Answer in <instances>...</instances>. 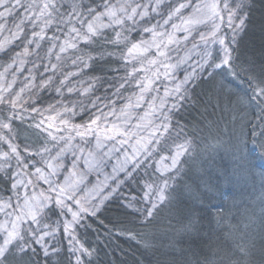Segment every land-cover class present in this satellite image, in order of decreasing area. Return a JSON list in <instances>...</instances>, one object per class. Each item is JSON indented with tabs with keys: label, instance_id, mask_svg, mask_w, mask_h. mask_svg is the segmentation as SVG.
I'll use <instances>...</instances> for the list:
<instances>
[{
	"label": "trees",
	"instance_id": "trees-1",
	"mask_svg": "<svg viewBox=\"0 0 264 264\" xmlns=\"http://www.w3.org/2000/svg\"><path fill=\"white\" fill-rule=\"evenodd\" d=\"M23 2L27 5L33 0ZM74 3L95 7L102 5L103 0H95V4L92 0H64V3L56 0L59 13L54 14L53 23L44 28L42 40L31 35L33 31L40 32L41 21H37L35 27L26 23L25 33L17 44L11 35L18 18L7 16L6 20H0L6 24L0 32V42L11 41L4 44L5 50H0V72L7 69L10 73L26 76L20 85L15 83L14 96L6 99H16L19 94L17 106L0 104V122H9V116L18 117L10 121V129L0 128V136L4 137L0 144L5 152H10L9 143L16 145L23 163L28 164L33 160L32 152L43 151L45 147L50 150L51 157L55 156L71 135L74 137L72 147L60 157L65 171L71 169L84 180L92 179L91 173L77 162L75 148L92 151L105 161L114 158L119 162L122 172L115 170L118 182L114 181L110 188L101 185L98 191L101 196L94 204L100 205V210L95 216L85 214L75 229L80 243L95 250L91 264H208L217 259V249L229 250L233 252V259L241 260L234 245L246 244L252 238L256 247L247 259L251 264H264L261 252L264 247V239H261L264 235L261 229L264 153L253 144L257 138L251 135L253 126L261 124L264 113L254 102L246 101V95H250L248 76L264 68V0H251L247 27L234 51L237 75H230L227 68L215 70L210 77L203 75L189 84L190 99L183 101H178L176 92H167L157 85L159 80L156 79L160 78L155 73L157 66L151 62L152 54L144 59L137 54L134 58L127 56V47L138 43L144 34L145 23L133 26L126 22L123 29L120 26L107 28L103 38L95 43L86 44L77 39L75 48L66 47L61 51L58 43H63L62 46L71 43L75 34L70 33L69 26L58 22L59 16L71 11ZM35 4L40 6L42 1L35 0ZM19 15H26L23 9L19 10ZM129 27L131 30L126 31ZM224 27L222 35L228 36L230 41L231 31L226 25ZM117 32H122L119 41ZM123 36H127V41ZM28 39L33 43H27ZM25 48L29 50L28 55L24 54ZM149 79L155 82L145 87ZM154 92L158 98L151 99ZM177 103L179 110L170 113L173 127L179 122L184 133L192 139V155L181 158L179 175L169 174L174 177L170 182L174 199L145 226L136 209L147 206L142 199L145 184L159 175L154 171L159 156L169 154L167 150H160L152 134L163 114L169 113ZM96 117H100L99 130L113 129L115 125L121 133L108 132L115 137L109 140L103 138L101 131L99 149L94 135L82 139L72 127L88 125ZM36 124H41V128L37 129ZM52 136L57 140H52ZM149 140L152 143H148ZM182 140L183 135L177 142ZM171 143L169 140L168 144ZM145 145L152 156H147ZM136 160L143 163L133 171ZM14 162L39 200L42 193L55 196L36 179L32 167L25 168L16 160ZM10 174L0 173V192L4 194L10 193ZM68 203L76 207L71 201ZM59 211L55 208L48 213L53 222H59L55 239L49 240L60 247L59 257L53 258L54 264H75V255L79 253L73 255L69 251V238L62 230L65 216L69 214L58 216L55 213ZM190 222L194 229L186 231ZM34 247L37 249L34 264H45L39 245ZM84 261L89 264L88 257H84Z\"/></svg>",
	"mask_w": 264,
	"mask_h": 264
},
{
	"label": "snow or ice",
	"instance_id": "snow-or-ice-1",
	"mask_svg": "<svg viewBox=\"0 0 264 264\" xmlns=\"http://www.w3.org/2000/svg\"><path fill=\"white\" fill-rule=\"evenodd\" d=\"M95 4V0H92ZM163 3V0H156V6L152 8L153 12L157 11V8ZM103 7V11H98L100 7ZM189 6L187 3H181L178 7L173 8L169 14L168 18L164 21L167 24L172 16L180 13L182 9ZM0 20H6L7 16H15L18 18L19 22L14 24L15 31L12 32L13 39H19L22 34L25 33V24L31 23L33 27L36 26L37 21L42 22V27L40 32L33 31L31 33L32 37H39L41 40L44 39L42 33L44 28L50 26L54 20V14L59 13V8L57 7L56 0H43L42 5L37 6L35 0L33 3L27 5L22 3V0H0ZM143 9L138 11V9ZM23 9L26 15L20 16L19 10ZM251 10V0H198V2L193 6L192 13L182 20V24L186 26L203 24L208 26L210 24V31L207 33L200 32L199 39L205 45V50L203 56L201 57L202 62H198V67L201 71H207L211 68L229 70V74L236 76L237 73L234 67V51L238 45V38L245 32L247 27V21L249 19V13ZM31 13V15H28ZM149 16L147 6H141L136 3L134 6L132 3L110 4L108 0H103V4H96L93 6H84L80 3H74L71 7V11L67 14H60L59 21L65 25L69 26L70 33L75 35L72 37V42H66L65 46H61V51H65L66 47L75 48L77 39L83 40L84 43H95L97 40L103 38L104 30L107 28L115 29L116 26L124 28L126 22H131V25H136L139 21L136 19L139 17L140 20H145ZM105 18L107 22H105ZM147 23V21H145ZM79 25L77 27L76 25ZM222 25H226L231 31L230 44L226 43V37L222 35ZM6 27V24L0 23V32H2ZM173 29L183 30L184 32L190 33L189 27L181 28L180 25L173 24ZM131 30V27L125 29ZM11 31V29H9ZM144 32L152 33L153 37H167V42L162 41L161 44H156L158 50L163 47L167 49L170 44L177 43L174 34L156 32L155 26L144 27ZM117 41L122 37V32H117ZM185 40L188 36L184 37ZM123 40L127 41V36H123ZM5 43H11V41L0 42V50L4 49ZM27 43L31 44L33 41L31 39L27 40ZM209 44H219L220 45V55L214 57L213 53L207 48ZM231 45V46H230ZM127 46V45H126ZM37 47L39 44L37 43ZM151 45L147 41H141L139 43H131L130 47H127V56L133 57L136 53L147 52ZM198 45L193 43V48H197ZM24 54L28 55L29 50L24 49ZM19 55V53H17ZM159 55L166 56L167 53L163 50L159 51ZM190 59L191 57H187ZM218 61V62H217ZM155 63L156 61H151ZM173 65L171 67H176ZM165 67H169L165 65ZM7 71V69H6ZM208 76H212L213 72L209 71ZM198 78L195 70L193 73L186 75L181 84L177 85L175 92L178 96V101H183L185 99H190V89L185 87V85L190 82L195 81ZM10 87V86H9ZM248 88L250 95H246L247 103H255L260 108L261 113H264V68L261 69L260 73L252 74L248 76ZM146 90V89H145ZM23 89H21V92ZM71 91V89H70ZM166 95L168 93L166 92ZM19 94H17L16 99L6 100L3 95H0V104L10 103L12 108L17 106L19 100ZM179 103L174 104L169 113L163 114L162 120L159 125L155 127L153 132V137L155 139V144L161 146V151L167 150L168 155H160L159 160L156 161V167L154 169L155 173L159 175L155 176V179L151 183L145 184V191L143 194V200L147 205L143 209H136V211L141 213L142 220L141 223L145 226L152 223L157 217L161 209L169 205L174 196L172 195V184L170 183L174 177L169 175L170 173H175L179 175L181 172V158L192 155L193 142L192 139L184 133L182 126H179L177 122V127H173L171 111L179 110ZM35 111V109H33ZM15 116H9V122H0V128L10 129V121ZM51 119V118H50ZM100 117H96L91 120L88 125H74L72 126L76 132V135L82 139L92 134L96 138V148L99 149L102 146L101 131L104 132V139H114V135H108V132L114 131L115 134H121L119 129L114 125L113 129L109 130H99ZM43 123V122H41ZM67 125V121H64ZM96 127H93V126ZM52 125L49 124V127ZM37 129L41 128V124H36ZM178 128V130H177ZM259 129L258 131L256 129ZM83 129V130H81ZM173 133H175V138H173ZM183 135L182 142L180 141ZM251 135L257 139L253 140V144L257 145L262 153H264V118L261 119V124L253 126V132ZM51 136V133H49ZM52 140H57V137L52 136ZM4 137L0 136V140ZM60 139H64L61 137ZM74 139L73 136L69 135L65 141V146L61 147L59 152L51 158V160L46 161V166L49 169L45 172L42 168L37 167L35 169V175L37 180H42L44 183L49 184V191L55 193V196H45L41 194L42 199L37 200L35 196L25 195L23 200V205H17V208L13 212H6V216L12 217L10 221L0 223V264H34L33 257L37 255V249L34 245H39L40 250L43 253L45 259V264H54V257H59L60 247L58 244L50 243L47 238L51 237L55 239L59 229L53 225L48 216L49 212H54L55 208H59L60 211L55 213L58 216H63L68 213L71 214V220H66L62 224L63 233L67 235L68 242L70 245L69 251L75 255V264H85L84 257L89 258V264H91L90 258L94 253V249L89 250L83 244L80 243L76 236V226L80 224V221L84 219L85 214L95 216L100 210V205L91 204L87 197L79 198L77 193L80 191L79 184L82 180H73L72 177L76 176L75 171L69 173L65 176L63 183L53 181L51 177L58 175V169L63 167L62 162H60L61 154L72 147L71 141ZM171 140L172 143L169 145L168 141ZM7 142V141H5ZM87 143V142H86ZM148 143H152L151 140ZM246 147V146H245ZM10 152L0 153V159L5 161L10 160L13 156L15 157L18 164H23V167L27 168L28 164L23 163V158L21 157L17 146L9 143ZM25 151H29L25 148ZM44 152L50 151L48 148L43 149ZM81 155L83 156L85 149L79 148ZM144 151L147 156H152V151H149L144 146ZM251 151V150H249ZM40 154V153H36ZM75 155V153H73ZM135 159V157H133ZM52 161H57L53 164ZM170 161V163H166ZM101 161L96 160L92 151H88L85 157V164L92 167L93 164H99ZM143 161L136 160L133 171L139 168ZM5 165H0V169H3ZM75 162L73 163V169H75ZM10 167V165H7ZM131 175V173H129ZM8 178L11 180L12 177L9 175ZM22 181L14 180L11 184L12 189H17ZM174 191V190H173ZM71 201L76 205V209L73 210L72 206L68 203ZM51 205V206H50ZM11 203L5 201L2 206H0V211H4L7 208H11ZM129 207L133 205L129 204ZM66 210V212H65ZM27 225V227H25ZM194 225L190 222L186 226V231H192ZM261 229L264 230V216L261 218ZM261 239H264L262 235ZM256 242L255 239H249L246 244H235V251L240 254L243 258L241 260L233 259V252L225 249H217V259L215 262L208 261V264H251V261L247 259L252 255V250L255 249ZM261 252L264 253V247H262Z\"/></svg>",
	"mask_w": 264,
	"mask_h": 264
},
{
	"label": "rangeland",
	"instance_id": "rangeland-1",
	"mask_svg": "<svg viewBox=\"0 0 264 264\" xmlns=\"http://www.w3.org/2000/svg\"><path fill=\"white\" fill-rule=\"evenodd\" d=\"M41 1L43 3V0ZM108 2L110 4H117V3H125L126 0H108ZM127 2L132 3L133 6L136 3H139L141 6H144V5L147 6L149 16L145 18V20H140L139 17H137L136 19L139 21V23H145L147 27L155 26L156 32H163L166 34L172 33L174 34L176 40L178 41L177 43L170 44L167 49H164L163 47H161L160 50L165 51L167 53L166 56L159 55L160 50H158L155 46L156 44H161L162 41L166 43L167 42L166 36L165 37H160V36L153 37L152 33L144 32L141 39L137 41L138 43L141 41H147L151 45V47L148 48L147 52H141V53H136V54L141 56L143 59L146 58L147 55L152 54L153 60L151 61H156L155 63H152V64L157 66V69H155L156 70L155 73L159 74L160 79H156V80L157 81L159 80L157 82V85H159L160 88L165 89L167 92L170 91V93L175 92L174 90L176 86L181 84L185 76L193 73L194 70L198 78L203 75H208L207 73L209 71L214 72L215 70H218V69L213 70L209 68L207 69V71H201L200 68L198 67V62H202L201 57L203 56V52L205 50V45L199 39V33L209 32L210 27H211L210 24L208 26H205L203 24L186 26L182 24V20L188 17L192 13L193 6L198 2V0H178V1L177 0H163V3L157 8L156 12L152 11V8L156 6V0H127ZM63 3H64V0H63ZM181 3H187L189 4V6L185 9H182L180 13L173 15L172 19L167 24H165L164 21L168 18L169 12L173 8L178 7L179 4ZM101 7L100 9H98V11H103V7L102 8ZM141 10L143 9L142 8L138 9V11H141ZM0 11H3L2 8H0ZM145 21H147V23ZM105 22H107L106 18H105ZM173 24L180 25L181 28L189 27L191 34L189 35V33L184 32L183 30L173 29L172 27ZM224 26L225 25H222L221 27L225 28ZM64 35L67 36L68 34H64ZM185 36H188L187 40L184 39ZM15 43L19 44L20 39H16ZM193 43H196L198 47L193 48ZM226 43L230 44L228 36H226ZM62 44L61 42H59L57 46H62ZM207 48L213 53L214 57L220 55V51H219L220 45L219 44H209ZM50 50L52 52L51 48ZM136 54L134 55L136 56ZM42 55L44 58L45 53H43ZM42 55L40 56L42 57ZM189 56L191 57L190 59L187 58ZM145 65H147V63H145ZM165 65H168L169 67H165ZM173 65H177V66L171 67ZM166 71L167 73L164 74ZM25 77L26 76H23V75L21 77V75L17 72L16 73H10L8 71L3 72V73L0 72V95H3L5 99H8L9 97H13L14 91L16 90L15 83L20 85L22 82H24ZM16 78H20V80L17 82ZM154 82H155L154 79L153 80L149 79L147 83H144L145 87H150V85L153 84ZM191 83L192 82H190L189 84ZM189 84L185 85V87H189ZM9 85L11 86L9 87ZM156 86L153 87L152 89H155ZM151 95H152L151 99L158 98L157 97L158 95L156 92L152 93ZM75 149H76L77 159H78L77 162L82 164L83 165L82 167L85 169V171L91 173V176H92V179L90 181L88 179L86 180L82 179V177H80L79 175L72 177L73 180H82V183L79 184L80 191H78L77 195L79 198L87 197L91 204H94V202L97 203V201L100 199V196H101V192H98L101 189V185L106 184L107 186L106 185L105 186L110 188L111 184H115V182H118L119 178H116L115 170L117 168L120 172H122L121 166L119 165V162H117L114 158L105 161V160H102L100 156H96L94 154L96 160H99L101 162L98 165L93 164L92 167H89L87 164H85V157L87 156L88 152H84L82 156L79 151V148H75ZM3 152H5V150L0 144V153H3ZM36 153H40V154L38 155ZM100 153L102 152L100 151ZM32 155H33V160L30 163H28V166L32 167L34 175H35V169L37 167H40L45 172H48L49 169L47 168L45 162L51 160L52 158L48 154V152L33 151ZM14 159L15 157L7 161V165H10V167H7V165H5V161L3 159H0V165H5L3 169H0V173L3 175H6V174L8 175L9 173H11L10 174L12 177L11 182H13L14 180L22 181V183L18 186L17 189H12L11 187L9 194H4L0 192V206H2L5 201L11 203L12 205L11 208H7L4 211H0V223H4L12 219V217L6 216V212H13L17 208V205L22 206L25 195L29 197L35 196L37 200H39V197L34 192H32V189L29 187V184H27L24 176L22 175L21 170L17 169L13 165L15 163L14 161L16 160ZM52 163L55 164L57 163V161H52ZM76 169L79 170L78 166L76 167ZM127 172L129 171L127 170ZM69 173H71V169H69V171H65L64 167H62L58 169V175L51 177V179L53 181L63 183L64 177L68 176ZM42 182L44 183V181ZM44 184L49 189V184L47 183H44ZM74 207H72L73 210L76 209V207L75 208ZM68 214L69 216H65V221L69 219L71 220V214L70 213ZM50 221L53 223L55 227L57 224H59L58 221L53 222L51 219ZM25 227H27V225H25ZM47 239L50 240L51 237Z\"/></svg>",
	"mask_w": 264,
	"mask_h": 264
}]
</instances>
